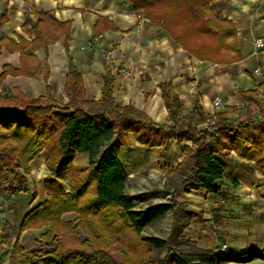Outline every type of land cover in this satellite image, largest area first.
<instances>
[{
  "label": "trees",
  "instance_id": "1",
  "mask_svg": "<svg viewBox=\"0 0 264 264\" xmlns=\"http://www.w3.org/2000/svg\"><path fill=\"white\" fill-rule=\"evenodd\" d=\"M126 1L196 59L212 63L241 60L235 27L212 12L213 0ZM47 20L50 17L43 14L33 28L35 38L44 36V43L56 39L46 36ZM40 70L34 64L20 72L33 75ZM8 72L4 69L0 74V84ZM43 72L46 80L47 70ZM111 82L112 77L106 75L102 99H86L81 75L70 59L63 88L67 102L62 111L55 110L56 103L49 96L30 98L20 91L0 96V196L28 191L29 164L42 151L47 153L45 166L52 177L45 183V200L22 219L9 264H222L229 260H264V250L255 247L235 255L196 247L176 249L184 228L200 212L177 201L172 193L170 201L152 203H146L143 193L128 195V176L118 156L121 147L130 146V134L149 148L165 145L169 139L191 142L184 146L181 161L166 173L168 181L176 180L172 191L183 187L186 191L221 195L226 159L232 155L253 161L264 175V104L256 91H240L248 103L241 107L236 120L225 112H216L212 118L198 103V117L192 119L177 116L172 86L162 82L159 86L168 123L157 124L131 105L117 106L111 96ZM252 103L259 110L258 121L252 116ZM200 124L203 126L198 128ZM80 152H88L89 164L78 170L73 160ZM59 182L67 183L68 191ZM69 212L78 215L76 224L62 219ZM168 212L172 224L167 238L142 235ZM43 227L48 228L42 238L55 239V246L45 253L26 251L19 241L21 232ZM162 251L161 258L155 256Z\"/></svg>",
  "mask_w": 264,
  "mask_h": 264
},
{
  "label": "crops",
  "instance_id": "2",
  "mask_svg": "<svg viewBox=\"0 0 264 264\" xmlns=\"http://www.w3.org/2000/svg\"><path fill=\"white\" fill-rule=\"evenodd\" d=\"M210 6L215 15L233 23L241 60L212 63L196 59L159 25L136 13L126 0H0V74L9 70L0 84V96L15 91L30 98L49 96L56 103L55 110L62 111L67 102L63 88L72 59L88 100L102 99L107 75L112 77L111 96L117 106L131 105L154 123H168L159 86L165 82L172 86L178 117L196 119L198 103L207 114L225 112L236 120L241 107L248 103L240 91H256L264 104V46L255 47L257 39L264 42V0H213ZM43 14L51 20L44 25L46 36L56 38L48 43L43 42L44 36L35 38L33 29ZM96 34L101 37L94 39ZM34 64L41 70L33 75L20 72ZM215 96L222 98L216 109L212 105ZM252 108L254 120H260L258 108L254 104ZM129 139L130 146L121 147L118 153L128 180L145 169L162 167V174L167 173L181 161L184 146L191 144L169 139L165 145L149 148L132 134ZM46 155L42 151L30 162L27 192L0 196V264H9L25 214L46 198L44 182L51 179ZM226 163L221 195L183 187L175 191L177 201L200 212L191 218L181 237L194 242L198 249L225 255L243 253L251 247L262 251L264 175L253 161L236 155ZM73 164L87 166L88 152L77 153ZM46 229H26L19 241L22 244L23 237L30 240ZM222 244L226 245L223 252ZM222 264H264V260Z\"/></svg>",
  "mask_w": 264,
  "mask_h": 264
},
{
  "label": "rangeland",
  "instance_id": "3",
  "mask_svg": "<svg viewBox=\"0 0 264 264\" xmlns=\"http://www.w3.org/2000/svg\"><path fill=\"white\" fill-rule=\"evenodd\" d=\"M175 146L178 149L180 147L176 144ZM87 166L80 168V166L74 165V167L78 170L85 169ZM162 172H163L162 167H160L159 170L153 171L150 169H145L138 172L131 180H127V187L125 188V192L128 195H137L143 193L146 196V203L170 201L172 199L170 193H172L174 196L175 191L179 187H177L175 190L172 191L171 187L174 186L176 180L172 179L171 181H168L166 177V173L162 174ZM45 183L46 181L44 182V185ZM59 184L63 187V189L68 191L67 183L59 182ZM139 204L140 203L137 202V205ZM62 219L71 221L73 224H76L78 221V215L74 212H69V213H65L62 216ZM171 224H172V214L168 212L161 220L147 227L142 232V235L167 238L171 229ZM41 234L40 235L38 233L33 234L32 235L33 238H31L30 240L23 237L22 244L21 242L20 244L26 251L39 250L41 251V253H45L46 251L52 249L55 246V239L46 240L45 238H42ZM1 238L2 237H0V239ZM175 246L176 249L183 251H187L189 249H192L193 247H196L194 242L190 241L189 239H185L181 237V235L179 237V242L176 243ZM163 254L164 251L155 254V256L161 258Z\"/></svg>",
  "mask_w": 264,
  "mask_h": 264
},
{
  "label": "built area",
  "instance_id": "4",
  "mask_svg": "<svg viewBox=\"0 0 264 264\" xmlns=\"http://www.w3.org/2000/svg\"><path fill=\"white\" fill-rule=\"evenodd\" d=\"M100 37L101 36L99 35V36L94 37V39H99ZM263 46H264V42L262 41V39H257L255 41V47L256 48H261ZM258 71H259L258 69H255V72H258ZM221 103H222V98L220 96H215L214 99H213V101H212V105H213L214 109L220 107ZM215 113H216V111H212L210 113V116L213 118V115ZM225 249H226V245L225 244H222L221 247H220V251L223 252V251H225Z\"/></svg>",
  "mask_w": 264,
  "mask_h": 264
}]
</instances>
